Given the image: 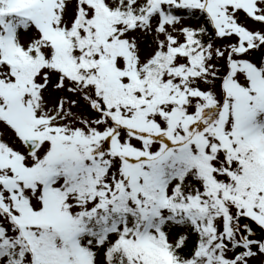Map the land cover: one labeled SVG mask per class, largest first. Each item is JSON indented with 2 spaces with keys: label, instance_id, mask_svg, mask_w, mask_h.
I'll return each instance as SVG.
<instances>
[{
  "label": "snow or ice",
  "instance_id": "1",
  "mask_svg": "<svg viewBox=\"0 0 264 264\" xmlns=\"http://www.w3.org/2000/svg\"><path fill=\"white\" fill-rule=\"evenodd\" d=\"M264 0H0V264H264Z\"/></svg>",
  "mask_w": 264,
  "mask_h": 264
},
{
  "label": "water",
  "instance_id": "2",
  "mask_svg": "<svg viewBox=\"0 0 264 264\" xmlns=\"http://www.w3.org/2000/svg\"><path fill=\"white\" fill-rule=\"evenodd\" d=\"M256 235L258 237H262L263 236V232L260 230L259 226H256Z\"/></svg>",
  "mask_w": 264,
  "mask_h": 264
}]
</instances>
